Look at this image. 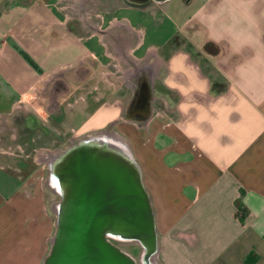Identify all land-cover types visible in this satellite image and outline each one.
<instances>
[{
    "label": "crops",
    "instance_id": "obj_1",
    "mask_svg": "<svg viewBox=\"0 0 264 264\" xmlns=\"http://www.w3.org/2000/svg\"><path fill=\"white\" fill-rule=\"evenodd\" d=\"M169 1L0 0V264L50 250L49 146L108 130L141 166L161 264H264V0Z\"/></svg>",
    "mask_w": 264,
    "mask_h": 264
},
{
    "label": "water",
    "instance_id": "obj_2",
    "mask_svg": "<svg viewBox=\"0 0 264 264\" xmlns=\"http://www.w3.org/2000/svg\"><path fill=\"white\" fill-rule=\"evenodd\" d=\"M168 0H129L147 6ZM49 181L60 195L42 264H160L152 198L128 144L91 134L54 153ZM143 248L140 263L119 242Z\"/></svg>",
    "mask_w": 264,
    "mask_h": 264
},
{
    "label": "rangeland",
    "instance_id": "obj_3",
    "mask_svg": "<svg viewBox=\"0 0 264 264\" xmlns=\"http://www.w3.org/2000/svg\"><path fill=\"white\" fill-rule=\"evenodd\" d=\"M178 1H181V0H171V1L168 2V4H173V3L178 2ZM183 40H184L183 44H186V45L187 44L189 45V43L191 44V42H189L186 38L183 39ZM29 117H31V116H29ZM33 120H34V118L32 117V121ZM30 121H31V118H30ZM32 123H35V122H32ZM109 131L110 130H108V131H93V132H89V133H86V134H82L81 133V134H77V136H74V137H72L70 139H65V140L61 139L60 136H58V140L57 141L59 143L58 144H54L53 143L51 146H49V148H51L52 151H59V150H62L64 148L68 147L70 144H72L74 142H77L79 139L87 137L88 135L98 134V133H103V132L109 133ZM39 133H42V132L40 130H33L32 131V138H34V137L36 138ZM42 166H45L44 170L42 169V177H43L42 180L46 184L48 207L53 212L55 218H57L56 204L60 201V195L54 190L53 186L50 184V181H49V167H48V165H42ZM119 245L125 251H127L132 256H134L137 259V261L140 263V258H141V254H142L143 248H142V246L140 245L139 242H136V241L119 242ZM158 261H160L159 257H158Z\"/></svg>",
    "mask_w": 264,
    "mask_h": 264
},
{
    "label": "trees",
    "instance_id": "obj_4",
    "mask_svg": "<svg viewBox=\"0 0 264 264\" xmlns=\"http://www.w3.org/2000/svg\"><path fill=\"white\" fill-rule=\"evenodd\" d=\"M185 38H182L181 36H174L166 45V48H174L177 49L180 45H182L184 43ZM189 48L191 50H193L191 44L189 43ZM203 52L208 54V55H217L220 52V46L219 44L209 41L207 43H205L204 47H203ZM197 55H200L199 53ZM212 89L214 92L216 91H221L223 89V84H221L220 82H216L213 81L212 83ZM255 257L252 258H248L247 259V263L248 264H253L255 261Z\"/></svg>",
    "mask_w": 264,
    "mask_h": 264
},
{
    "label": "flooded vegetation",
    "instance_id": "obj_5",
    "mask_svg": "<svg viewBox=\"0 0 264 264\" xmlns=\"http://www.w3.org/2000/svg\"><path fill=\"white\" fill-rule=\"evenodd\" d=\"M126 1L129 2V0H126ZM102 135L107 136V137L111 138L112 140L120 143V141L113 134L103 132Z\"/></svg>",
    "mask_w": 264,
    "mask_h": 264
}]
</instances>
